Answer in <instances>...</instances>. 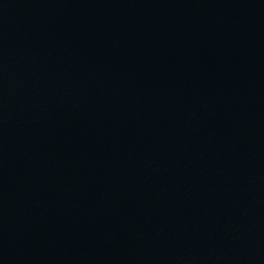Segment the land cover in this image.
<instances>
[{"label": "water", "instance_id": "water-1", "mask_svg": "<svg viewBox=\"0 0 264 264\" xmlns=\"http://www.w3.org/2000/svg\"><path fill=\"white\" fill-rule=\"evenodd\" d=\"M0 264H264V0H0Z\"/></svg>", "mask_w": 264, "mask_h": 264}]
</instances>
